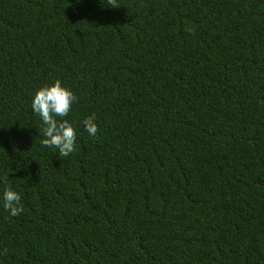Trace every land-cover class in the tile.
<instances>
[{
  "label": "trees",
  "instance_id": "1",
  "mask_svg": "<svg viewBox=\"0 0 264 264\" xmlns=\"http://www.w3.org/2000/svg\"><path fill=\"white\" fill-rule=\"evenodd\" d=\"M54 80L67 156L30 107ZM5 187L0 264H264V0H0Z\"/></svg>",
  "mask_w": 264,
  "mask_h": 264
},
{
  "label": "clouds",
  "instance_id": "2",
  "mask_svg": "<svg viewBox=\"0 0 264 264\" xmlns=\"http://www.w3.org/2000/svg\"><path fill=\"white\" fill-rule=\"evenodd\" d=\"M76 100L73 92L63 86L61 81L54 80L50 84L42 85L32 95L30 107L38 116L42 124L45 147L56 149L61 156H67L74 151L77 132L67 120L57 121L56 117H65L69 114L72 104ZM83 129L89 136L97 134L95 116L90 115L83 121ZM20 193L11 187H5L0 194V207L9 216L15 217L22 211L20 206Z\"/></svg>",
  "mask_w": 264,
  "mask_h": 264
}]
</instances>
